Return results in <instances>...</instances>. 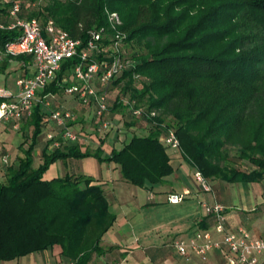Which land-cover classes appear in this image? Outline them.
Masks as SVG:
<instances>
[{
	"label": "trees",
	"instance_id": "obj_1",
	"mask_svg": "<svg viewBox=\"0 0 264 264\" xmlns=\"http://www.w3.org/2000/svg\"><path fill=\"white\" fill-rule=\"evenodd\" d=\"M15 1L20 16L36 18L42 27L52 20L79 39L80 48L101 27L105 43L120 34L122 55L134 64L113 79L109 112L130 136L106 155L81 151L76 142L45 146L33 167L47 111L37 102L23 114L19 125L29 128L28 143L19 144L22 156L0 181V260L58 245L63 259L86 264L92 253L105 251L101 238L114 214L103 184L83 174L44 179L60 158L112 161L125 181L152 186L173 172L168 147L159 139L172 129L182 157L207 180L264 179V0ZM8 10L0 0V20L6 23ZM112 12L120 20L114 27L108 21ZM20 34L16 27L0 28V51ZM13 58L25 62L30 56L3 53L0 64ZM78 61L76 55L65 59L41 95L63 92L60 79ZM131 107H141L142 114L133 115ZM236 161L250 167L239 168Z\"/></svg>",
	"mask_w": 264,
	"mask_h": 264
},
{
	"label": "crops",
	"instance_id": "obj_2",
	"mask_svg": "<svg viewBox=\"0 0 264 264\" xmlns=\"http://www.w3.org/2000/svg\"><path fill=\"white\" fill-rule=\"evenodd\" d=\"M7 64H14V67L5 75L1 74L0 85L15 92L13 81L15 76L21 73L31 75L34 66L31 57L25 62L13 58ZM11 73L14 74L13 80H9ZM60 94L67 98L63 103ZM60 94L55 93L52 107L86 108L92 113L93 121H96L92 108L82 106L73 95L63 92ZM45 110L49 112V109L45 108ZM77 117L72 113L69 125L78 131L79 127L72 125ZM45 122L51 123V121ZM19 128L20 125L16 129L13 128L10 121H0V146L4 149L5 143H11L17 147L15 161H11L6 154L1 155L0 181L5 180L8 166L15 165L22 156L18 147L21 143L17 132ZM78 136V140L75 141L77 144L79 140L86 139L84 134ZM128 138L129 136H119L117 139L115 135L119 145L108 149L107 154L112 148H119ZM69 143L63 142L60 146ZM40 146L41 150L45 146L48 148L46 136H39L33 150V156L40 153L37 157L41 161ZM168 152L173 172L161 183L152 186H138L125 181L120 175L117 164L112 161L97 160L92 155H88L89 160L86 163H84L85 156L60 158L45 170L44 179L63 176L66 173L83 174L103 184L110 211L114 214V221L101 238V245L106 248L105 251L98 255L92 253L86 264H225L222 250H209L204 255L191 252L182 255L172 245L174 238L191 236L198 229L208 230L213 238L220 239L221 235L216 232L213 217L204 211L205 203L223 204L226 225L229 229L244 227L251 236L264 238V180L261 182L263 189L259 191L256 184L260 181L236 182L235 184L240 186H234V183L221 179H208L211 190L203 191L193 178L195 168L182 157L181 152L171 149H168ZM2 156H6L7 162L2 161ZM74 165L79 167L75 168ZM184 189H188L189 194L181 202L170 203L166 200L168 193L181 192ZM0 264H72V262L63 259L59 254V246L53 245L43 251L0 260ZM259 264H264V256L260 257Z\"/></svg>",
	"mask_w": 264,
	"mask_h": 264
},
{
	"label": "built area",
	"instance_id": "obj_3",
	"mask_svg": "<svg viewBox=\"0 0 264 264\" xmlns=\"http://www.w3.org/2000/svg\"><path fill=\"white\" fill-rule=\"evenodd\" d=\"M9 4V22L0 20V28H19L20 36L7 42L3 53L10 56L19 54L29 55L32 59L34 72L31 75L18 74L14 79L16 91L0 85V121H10L13 128H18L23 114L29 115L34 105L39 102L49 112L44 115L45 121H51L60 130L63 142L78 140L77 130L69 125L72 113L68 109L52 107L54 93L41 95L44 88L56 80L62 62L76 55L79 61L71 68L70 74L60 79L62 91L75 96L83 106L93 109L94 118L100 129H107L112 119L110 117L109 89L113 79L134 64V60L124 57L121 51L120 34H114L109 43H105L106 33L103 27L91 32V37L86 41L85 47H79L81 41L73 39L65 30L48 20L44 27L36 18L20 16V5L15 0H3ZM108 21L114 27L119 23L115 12L108 14ZM98 56H101L100 58ZM133 115H141V107H131ZM150 111L149 115H154ZM121 125V124H120ZM160 141L173 151H179V140L172 129L167 134L160 136ZM49 149L58 147L61 142L54 138L52 132L46 134ZM2 161L7 162L6 156ZM193 178L203 191H210L211 186L202 173L194 169ZM188 189L181 192H170L166 200L170 203L181 202ZM204 211L211 215L215 222V229L221 237L213 238L210 231L198 229L191 236H178L173 239L172 245L182 255L191 252L204 255L209 250H222L225 264H259V259L264 256V238L253 237L244 227L231 230L226 225V215L223 204H203Z\"/></svg>",
	"mask_w": 264,
	"mask_h": 264
},
{
	"label": "rangeland",
	"instance_id": "obj_4",
	"mask_svg": "<svg viewBox=\"0 0 264 264\" xmlns=\"http://www.w3.org/2000/svg\"><path fill=\"white\" fill-rule=\"evenodd\" d=\"M13 67H14V64H0V77H1V74L5 75ZM13 79H14V74L11 73L9 80H13ZM60 96L62 97L63 94H60ZM66 99L67 98L62 97L61 103L65 102ZM65 106L67 105L65 104ZM67 108L75 116H78L72 124L73 126L76 125L75 127H79L77 133L79 135H82V134L86 135L85 137L86 139L83 138L78 141L79 148L82 151L94 152L98 149L102 152L103 155H106L107 152L109 151L108 149H110L111 147H115L114 145L116 146L119 145L118 144L119 142L115 139V135L117 139L119 136H126V137L130 136L129 128H127L126 126L123 127V125L122 127L118 128L116 127L114 122L107 129H100L98 126V122L93 121L92 113L86 108L83 109L81 107H76V106L75 107L67 106ZM43 131L44 133H41L40 134L41 136H46V133L52 132L54 134V138L58 140L59 142H61V144L63 143L59 128L56 125H54L52 122L51 123L47 122L44 126ZM17 132L19 134L20 142L25 141V146H26V144L28 143L29 128H26V127L23 129L19 128ZM4 146H5L4 149L0 146V158H1V155L6 154V156H8V158H10L11 161H15L16 156H17L16 145L11 144V143H5ZM39 150L41 151V146ZM234 150L235 148H231L230 154L235 152ZM37 156H40V153H38L37 155L34 154L33 164H32L33 167H36L39 164L40 159ZM87 158L89 157L88 156L84 157V163H86L89 160ZM235 164L239 168H249L250 167L248 164H244L240 161H236ZM74 167L77 168L79 166L74 165ZM263 180L264 179H262L258 184H256L259 191L263 189V185L261 183ZM234 186H240V185L235 184Z\"/></svg>",
	"mask_w": 264,
	"mask_h": 264
}]
</instances>
